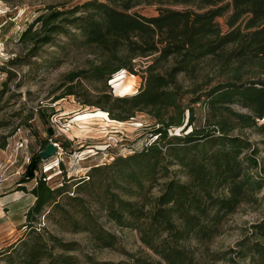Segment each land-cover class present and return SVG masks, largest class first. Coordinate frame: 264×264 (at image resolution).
I'll return each instance as SVG.
<instances>
[{
	"label": "trees",
	"instance_id": "obj_1",
	"mask_svg": "<svg viewBox=\"0 0 264 264\" xmlns=\"http://www.w3.org/2000/svg\"><path fill=\"white\" fill-rule=\"evenodd\" d=\"M141 4L156 5L157 15L130 13ZM38 12L30 24H39V29L29 55L51 45L59 51L83 49L93 56L85 69L66 75L65 96L77 95L75 81L98 82L102 90L95 101L84 93L82 104L119 122L129 121L139 112L156 122L149 132L151 138L156 137L154 142L129 157L114 158L111 166L92 167L91 177L114 165L127 164L129 168L147 167L153 179L166 157L187 177L186 182H165L160 194L150 200L148 211L108 190L99 201L107 216L118 226L135 230L155 259L126 253V261L90 264H205L197 255L198 246L216 237L223 219L264 186V176L251 173L258 168L259 149L239 134L246 129L254 131L263 137L259 143L264 147V123H260L264 119V0H88L61 11L50 7ZM222 17L225 31L217 22ZM57 36L65 37L68 44L56 45ZM149 56H154L152 64L145 69L135 94L114 97L105 92L111 77L123 70L133 72V61ZM17 60L21 59L8 60V65ZM169 63L165 71L158 70ZM205 67L209 68L207 73ZM0 71L7 74L4 87L11 71L2 67ZM209 73L222 80L204 89L197 80L210 78ZM179 76L193 82L194 87L182 90ZM3 94L1 89L0 102ZM188 94L191 97H186ZM191 105L202 110L198 126ZM186 126L190 132L168 135L173 128L183 127V133ZM44 162L38 154L32 155L23 174V182L34 181L30 190L34 202L24 216L28 238L0 253L12 259V251L20 245L22 264H35L47 256V240L35 225L45 208L59 206L58 198L70 194L66 182L55 187L47 184L46 173H40ZM85 180L82 177L81 184ZM121 180L126 185L137 180L143 188L135 170L124 173ZM251 229L258 239L264 238V221ZM89 231L103 248L113 247L117 241L103 228L91 227ZM51 240L65 251L73 250L55 237ZM261 247L256 242L250 249L262 256ZM48 258L55 259L52 255ZM56 260L57 264H78L71 255H58Z\"/></svg>",
	"mask_w": 264,
	"mask_h": 264
},
{
	"label": "rangeland",
	"instance_id": "obj_2",
	"mask_svg": "<svg viewBox=\"0 0 264 264\" xmlns=\"http://www.w3.org/2000/svg\"><path fill=\"white\" fill-rule=\"evenodd\" d=\"M85 1L88 0H0V68L11 71L4 87L2 83L6 81L7 74L0 71V90L4 91L0 102V253L19 240L28 238L24 216L34 202L30 194L34 181L23 182V174L29 158L44 150L42 145L52 143L58 148L53 158L40 165V173H46L45 179L50 187L66 182L70 192L69 196L65 193L58 198L59 206L45 208L39 224L35 225L47 240V256L41 257L35 264H57L58 255H71L78 264L126 261V253L155 259L141 244L138 233L113 222L99 201L109 190L123 200L143 205L148 211L150 200L160 194L165 182L169 179L187 181L183 170L170 157L161 161L153 179L149 178L147 167L131 165L129 168L127 164L114 165L91 177L92 167L111 166L114 158L129 157L154 142L156 137L151 138L149 132L156 127V122L143 112L136 113L129 121L119 122L109 119L103 111L82 104L81 95L84 93L95 101L98 91L102 90L98 82L75 81L73 85L77 87L74 89L77 95L65 96L68 85L66 75L85 69L93 60V56L85 50L66 47L59 51L57 47L47 45L42 46L35 56L29 55L32 40L39 29V24L32 27L30 24L39 15L38 11L50 7L61 11ZM130 13L156 16L157 6L141 4ZM217 22L225 31V17L217 19ZM29 27L31 32L25 36ZM54 39L56 45L68 44L63 36ZM153 57L135 59L133 72H118L106 83L109 89L105 92L109 91L114 97L135 94ZM16 58L21 60L8 65V60ZM170 65L163 64L158 70L163 72ZM208 71L209 68L205 67L204 73ZM209 76L197 80L204 89L222 80L212 73ZM178 79L182 90L194 87V83L183 76ZM191 107L194 123L198 126L202 110L196 105ZM187 116L186 112L183 127L187 124ZM260 123H264V119ZM183 127L168 130V135L180 136L190 132L191 128L186 126V131L181 133ZM239 134L258 147V168L251 173L264 176V147L259 143L263 137L247 129ZM130 170L136 171L143 188H139L137 180L128 185L121 180L122 175ZM87 175L90 179L81 184L80 179ZM127 186L132 190L126 189ZM262 221L264 186L253 194L249 202L242 203L234 213L223 219L219 234L198 246V257L205 264H262L264 255L250 249L257 242L264 254V238L258 239L251 229ZM91 227L103 228L114 235L117 239L114 246L101 247L93 239L89 231ZM52 237L70 245L73 250H63L57 242H52ZM49 255L55 259L48 258ZM23 258L22 248L18 245L12 251L13 260L0 254V264H22Z\"/></svg>",
	"mask_w": 264,
	"mask_h": 264
},
{
	"label": "water",
	"instance_id": "obj_3",
	"mask_svg": "<svg viewBox=\"0 0 264 264\" xmlns=\"http://www.w3.org/2000/svg\"><path fill=\"white\" fill-rule=\"evenodd\" d=\"M57 154V146L48 143L43 151L38 154V158L42 161L53 158Z\"/></svg>",
	"mask_w": 264,
	"mask_h": 264
},
{
	"label": "built area",
	"instance_id": "obj_4",
	"mask_svg": "<svg viewBox=\"0 0 264 264\" xmlns=\"http://www.w3.org/2000/svg\"><path fill=\"white\" fill-rule=\"evenodd\" d=\"M57 148H58V147H57ZM84 178L88 180V178H87V177H84Z\"/></svg>",
	"mask_w": 264,
	"mask_h": 264
}]
</instances>
